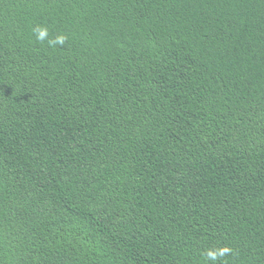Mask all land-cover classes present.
Returning a JSON list of instances; mask_svg holds the SVG:
<instances>
[{"label":"trees","instance_id":"1","mask_svg":"<svg viewBox=\"0 0 264 264\" xmlns=\"http://www.w3.org/2000/svg\"><path fill=\"white\" fill-rule=\"evenodd\" d=\"M0 264H264V0H0Z\"/></svg>","mask_w":264,"mask_h":264},{"label":"clouds","instance_id":"2","mask_svg":"<svg viewBox=\"0 0 264 264\" xmlns=\"http://www.w3.org/2000/svg\"><path fill=\"white\" fill-rule=\"evenodd\" d=\"M47 35H48V30L46 28H41L39 30L37 39L44 40V38L47 37ZM65 39H66V37H64L63 35L62 36H59V37H57V40H56L55 43H58V44H61L62 45V44L65 43ZM229 251H231V250L228 249V248H224V249H221L220 250V254L222 255V254H224L226 252H229ZM209 256H210L211 259L214 260V259L217 258V253L216 252H210L209 253Z\"/></svg>","mask_w":264,"mask_h":264}]
</instances>
